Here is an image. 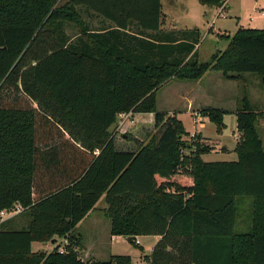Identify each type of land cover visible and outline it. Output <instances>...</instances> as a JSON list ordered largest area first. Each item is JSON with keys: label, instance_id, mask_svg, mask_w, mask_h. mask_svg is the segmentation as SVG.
I'll return each mask as SVG.
<instances>
[{"label": "trees", "instance_id": "trees-1", "mask_svg": "<svg viewBox=\"0 0 264 264\" xmlns=\"http://www.w3.org/2000/svg\"><path fill=\"white\" fill-rule=\"evenodd\" d=\"M60 1L0 0V264H132L120 255L84 262L75 249L73 231L103 196L112 236L161 237L147 264H264V149L256 128L264 112L245 92L238 160L206 162L210 140L187 146L177 114L159 112L156 100L172 79L197 81L208 72L232 81L254 74L264 86V29L239 28L223 52L200 63L199 31L161 30L163 0ZM198 1L219 8L226 0ZM79 7L111 26L92 31L79 21L71 38L66 21ZM126 112L154 114V132L138 151L117 150L109 133ZM200 113L223 133L221 111ZM244 198L254 199L253 226L237 232ZM17 206L29 225L13 230L1 213ZM58 239L69 242L63 253L59 245L32 250Z\"/></svg>", "mask_w": 264, "mask_h": 264}, {"label": "rangeland", "instance_id": "rangeland-1", "mask_svg": "<svg viewBox=\"0 0 264 264\" xmlns=\"http://www.w3.org/2000/svg\"><path fill=\"white\" fill-rule=\"evenodd\" d=\"M67 1L61 0L60 6L65 5ZM227 2L228 0L225 1L222 7L210 8L201 5L198 0H163L164 23L162 29L166 32L171 31L173 27L177 30L199 31L201 40L196 48L198 50V61L200 63H209L214 54L218 51L223 52L227 48L231 38L237 33L239 28L264 29V17L261 15V12L264 13V0H229V8L226 9L225 5H227ZM75 13V18L71 15L66 21L67 34L71 38L76 37L78 33L77 28L79 26L77 24L79 21H81V24L85 28L92 31L102 30L111 26L108 21H105L102 17L85 8L79 7ZM62 14H65V12H62ZM133 30L136 32V29ZM247 76L250 85L259 80V77L254 74ZM195 84L196 81L172 79L171 82L169 81L160 87L156 94L157 110L159 112L170 110L179 113L177 118L184 122L187 131L190 132H187V135L182 137V142L187 146L193 145L194 142L201 139V135L194 134L196 131L202 132L210 140L207 145L212 146L213 149L210 153L203 156L204 161L236 160V154L229 155L221 151L223 150L221 149V143L217 140L220 139L224 145L230 148H233L238 143L240 136L237 137L239 132L236 128V117L234 115L227 117L225 121L227 126L223 130L222 136L217 133L216 126L210 121L206 122L203 129H199V125L197 126L194 121L197 119L195 116L196 113L199 114L200 111L193 109L192 112H187V103L179 97V92L183 90L188 94ZM207 84L210 88L216 86L214 83ZM236 86L242 89L241 84L236 83ZM250 89L252 91L251 87ZM262 90L264 91L263 88ZM212 92L214 93L215 91ZM199 96L201 95H198L197 103L201 101V97L199 98ZM197 103L195 108L198 106ZM259 105L264 109L261 104ZM256 128L263 142L264 149V124L262 121H258ZM153 132L154 122L147 123L141 120L138 121V119L135 123H128L123 128H119L117 121L109 130V133L114 139L116 149L121 151H138L142 145H145L149 141ZM186 153L188 154L190 151L187 150ZM96 206L92 216H98L99 218L92 219V217L83 221L75 229L74 235L76 239L79 237L82 239L81 244L84 249L96 237L99 239V243L95 252L99 253L98 259L101 261L108 262L112 256L120 255L130 257L132 264L147 263L145 258L142 257L143 253L141 252L143 247L146 249L149 247L145 238L143 236H136L134 241H129V237L112 236L110 232V220L102 214L103 209L107 207L106 197L103 196ZM60 243V246L63 247L62 239H58L57 244L38 242L33 245L32 250L33 252L45 250L50 253ZM81 257L83 258V254H81Z\"/></svg>", "mask_w": 264, "mask_h": 264}, {"label": "crops", "instance_id": "crops-1", "mask_svg": "<svg viewBox=\"0 0 264 264\" xmlns=\"http://www.w3.org/2000/svg\"><path fill=\"white\" fill-rule=\"evenodd\" d=\"M228 2H229V0H228ZM228 2H227V5H225L226 9L229 8ZM261 15L264 17L263 12H261ZM161 30L165 31L162 29V27H161ZM175 30H177V29H175L174 27L171 29V31H175ZM98 31H100V30H98ZM247 75H249V74L244 75V77L240 81H232V80H228L227 78H225L222 75V73H220V72H208L207 74H205V76L203 78L196 81L195 86L191 88V90L188 94L185 93L186 91H183V90H182V92H179V97L183 101H185V103H187V112H190V111L192 112L193 109L201 111L202 109H205V108H214L216 110L221 111L223 113L224 124H225V126H227L225 121H226L228 116L234 115L236 117V121H237V114H238L239 110L241 109V101L243 99L245 92L248 95V99H249V102H250L252 109L255 112H264V109H262L259 105V104H261L264 108V91L262 90V88L264 89V86L262 84V80L258 76L259 80H257L256 82L254 81L255 83L254 84L252 83V85H250L249 80L247 78L248 77ZM186 81H191V80H186ZM207 83H214V84H216V86L214 88H210ZM236 83L241 84L242 89L239 86H236ZM252 86H254L255 88ZM261 86H262V88H261ZM250 87L252 88V91H251ZM212 91H215V92L213 93ZM198 95H201V96H199V98L201 97L200 98L201 101H199V103H197L198 102V99H197ZM213 95H215V96H213ZM196 103L198 104L197 108H195ZM213 104H215V105H213ZM257 105H258V107H257ZM164 112L176 113L177 115H179V113H177L176 111H170L169 110V111H164ZM137 119H138V121L141 120L143 122L151 123V122H154V114L153 113L135 114L133 123H135V121H137ZM259 120L262 121V123L264 124V117L259 118ZM180 121L183 123V125L185 127L184 122L182 120H180ZM208 121H209V119L207 117L201 116L198 120H195V124L197 126L199 125V129H203L205 127L206 122H208ZM236 128H237V123H236ZM185 129H186V127H185ZM186 131H187V129H186ZM187 132L190 133L189 131H187ZM194 134H198V135H201L203 138H207L200 131H196ZM220 136H222V135H220ZM239 136H240V134L237 135V137H239ZM217 140L221 143V149L226 148V151L221 150L222 152L228 153L229 155H235L236 154L235 148H236L237 144L233 148H230L229 146L224 145L220 139H217ZM262 145H263V142H262ZM203 156H202V159H203ZM237 160H238V156H237V159L233 160V161H237ZM228 162H230V161H228ZM241 200L242 201L239 202V204H240V206H239V217L237 219V225H236L237 232H241V231L245 232L247 230L249 231L253 226V219H254V211H253V208H255L254 199L244 198ZM96 207L97 206H95V208L87 215V217L83 221H86L92 217H93L92 219H97L98 216H92L93 213L95 212ZM106 208L103 209L102 214L107 217V215L105 213ZM1 218H2V222L6 224V227L13 229V230L26 228L29 225V218L26 215V212L23 211V209L19 210L17 213H5L3 216H1ZM92 225H93V223H92ZM110 232H111V220H110ZM74 233H75V230L73 231V235H74ZM143 238H145V240L147 241V244H149V247H148V249L143 247L142 257H144L145 255L149 256L152 254L155 245L159 242L161 237L152 235V236H143ZM81 240L82 239L80 237L77 238L78 246L75 249L77 251H79L80 255L83 254V258L81 257L82 261L89 262V263H105V262H107V261H101L100 259H98L99 253L95 252V249H97V245L99 243L98 238L94 237L91 241V244L88 247H85V249L81 244ZM35 243H38V242H34L32 244V249H33V245ZM47 243H52V241L47 242ZM44 244H46V243H44ZM58 245L60 246L61 243ZM42 251H44V250H42ZM46 252H48V251H46ZM145 264H147V263H145Z\"/></svg>", "mask_w": 264, "mask_h": 264}, {"label": "built area", "instance_id": "built-area-1", "mask_svg": "<svg viewBox=\"0 0 264 264\" xmlns=\"http://www.w3.org/2000/svg\"><path fill=\"white\" fill-rule=\"evenodd\" d=\"M222 12V11H221ZM134 113L133 112H126V113H120L118 115V126L119 128H123L126 124L128 123H133L134 122ZM197 117L196 120H198L201 117V113L199 112V114L196 113L195 115ZM195 122V121H194ZM99 152L96 151L95 154H98ZM19 210H21L20 206H17L15 209H13L12 211H4L1 213V216H3L5 213H17ZM69 244L67 239L63 240V247L60 246V252H64L65 251V246H67ZM116 264V263H113Z\"/></svg>", "mask_w": 264, "mask_h": 264}, {"label": "water", "instance_id": "water-1", "mask_svg": "<svg viewBox=\"0 0 264 264\" xmlns=\"http://www.w3.org/2000/svg\"><path fill=\"white\" fill-rule=\"evenodd\" d=\"M128 240H129V241H133L134 238H133V237H129ZM55 242H56V240H53V241H52V244H55Z\"/></svg>", "mask_w": 264, "mask_h": 264}]
</instances>
